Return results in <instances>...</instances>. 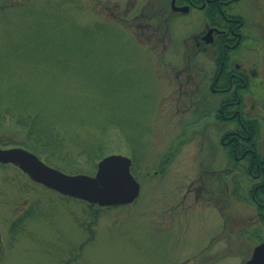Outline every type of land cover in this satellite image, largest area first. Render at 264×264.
<instances>
[{"label":"rangeland","instance_id":"1","mask_svg":"<svg viewBox=\"0 0 264 264\" xmlns=\"http://www.w3.org/2000/svg\"><path fill=\"white\" fill-rule=\"evenodd\" d=\"M117 1L124 9L134 0H0V7L15 6L0 12V53L21 49L18 61L42 63L14 66L11 78L40 76L54 107L94 94L98 109L132 121L138 129L132 142L113 125L101 136L95 123L105 114L92 122L96 112L87 120L85 110H66L59 124L81 138L103 139L108 154L136 156L132 171L141 182L133 204L98 213L90 239L95 208L41 185L22 188L18 183L27 177L0 165V264H245L264 238V223L255 207L218 191L211 148L224 130L212 118L200 120L199 97L214 98L193 94L197 76L186 70V40L195 26L189 29L190 18L179 16L165 35L153 33L147 18L115 19ZM236 9L264 16V0H240ZM45 63L73 67L79 77L54 81ZM36 202L37 220L28 219L13 239V221Z\"/></svg>","mask_w":264,"mask_h":264},{"label":"flooded vegetation","instance_id":"2","mask_svg":"<svg viewBox=\"0 0 264 264\" xmlns=\"http://www.w3.org/2000/svg\"><path fill=\"white\" fill-rule=\"evenodd\" d=\"M239 1L146 0L142 5L134 0L124 9L117 1L111 14L119 20L129 14L147 18V27L163 35L173 17L190 18L188 28L195 27L186 40V70L198 81L191 92L214 98L209 103L201 95L203 105L194 108L200 120L212 118L209 125L224 130L211 148L218 191L255 207L264 223V16L242 15Z\"/></svg>","mask_w":264,"mask_h":264},{"label":"trees","instance_id":"3","mask_svg":"<svg viewBox=\"0 0 264 264\" xmlns=\"http://www.w3.org/2000/svg\"><path fill=\"white\" fill-rule=\"evenodd\" d=\"M2 1L5 2V0ZM2 4L4 5L0 7L1 13L9 14L10 9L15 8L14 5ZM6 52L0 53V145L4 147L20 146L27 148L38 154L48 164L69 173L92 174L96 171L98 161L108 154L107 147L109 145L103 139L81 138L79 136L81 135L80 133L78 134L75 130L68 131L69 127L60 125V120L65 121L66 116L63 113L66 110L73 111L76 114L80 110H85L87 120L96 112L97 114L91 118L92 122L99 118L101 114H105L103 119L95 123L102 129L103 134L101 136L105 135L109 130L108 127H112L113 125L121 130V132L124 130V135L131 142L133 141V134L138 130L134 128L133 122H124L121 113L118 116H109L107 115V111L98 109L101 100L94 94L91 95L92 99L86 95L80 97L77 102H73L74 99L67 97L68 99L62 102L64 104L63 107L60 101L54 107L51 101L48 100L49 97L47 96L44 84H39L40 76L39 80L34 78L33 80L26 81V79L23 80L22 78L20 83L14 81L11 78L12 72L15 70L14 66L27 64L26 66L31 67L37 64L41 65L42 63L37 62L35 64L21 60L18 61V59L23 58L21 49L11 51L8 56H6ZM45 64L46 70L53 76L52 79L54 81H57L55 78H60L61 75L68 77V79L79 77L73 67L54 63ZM83 83H85V90H89L88 83L85 81ZM94 98L96 99V104H91V100L94 101ZM79 123L83 124L85 122ZM81 159H84V163L80 162ZM84 165H87L88 168H85ZM11 179L14 180L13 178ZM27 179L30 183L22 178L24 183H18V185L22 188H27L31 184L39 185L28 177ZM223 195L227 196V194ZM38 204L40 205L39 202H36L35 205L24 211L13 221L10 226V234L13 239L24 230V224L28 219L37 220L35 217L37 216L38 208L36 206L38 207ZM88 205L91 207L90 204ZM92 208H95V213L93 221L88 224L90 235L94 233L91 227L96 224L99 216L98 213L105 209L97 205ZM262 220L264 221V219ZM93 237L94 235L92 234L90 239H93Z\"/></svg>","mask_w":264,"mask_h":264},{"label":"water","instance_id":"4","mask_svg":"<svg viewBox=\"0 0 264 264\" xmlns=\"http://www.w3.org/2000/svg\"><path fill=\"white\" fill-rule=\"evenodd\" d=\"M0 163L13 164L34 182L92 205H129L136 201L141 192V184L132 172V158L120 153L102 158L95 174L67 173L20 146L0 145ZM246 264H264V242L255 247L253 256Z\"/></svg>","mask_w":264,"mask_h":264}]
</instances>
